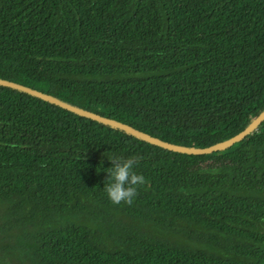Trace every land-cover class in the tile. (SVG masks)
Returning a JSON list of instances; mask_svg holds the SVG:
<instances>
[{
	"label": "trees",
	"instance_id": "trees-1",
	"mask_svg": "<svg viewBox=\"0 0 264 264\" xmlns=\"http://www.w3.org/2000/svg\"><path fill=\"white\" fill-rule=\"evenodd\" d=\"M0 79L211 147L264 111V0H0ZM0 264H264V122L189 155L0 85Z\"/></svg>",
	"mask_w": 264,
	"mask_h": 264
},
{
	"label": "water",
	"instance_id": "water-1",
	"mask_svg": "<svg viewBox=\"0 0 264 264\" xmlns=\"http://www.w3.org/2000/svg\"><path fill=\"white\" fill-rule=\"evenodd\" d=\"M0 85L4 87H9L12 89H16L18 91L28 93L34 97L40 98L46 102H49L51 104L57 105L63 109H66L70 112H73L77 115H80L82 117H86L89 119H92L94 121H97L99 123H102L104 125L110 126L115 129H120L124 132H126L129 135H132L136 137L137 139H140L142 141H145L147 143L156 145L158 147L173 151V152H178V153H183V154H189V155H210L214 152L218 151H225L228 148L234 146L237 143L242 142L245 138H247L249 135L254 133L260 125L264 122V111L255 119L252 120L251 124L245 128L241 133L238 135L223 141L221 143H217L211 147L207 148H196V147H186V146H180V145H175L166 141H163L159 138L153 137L149 134H146L144 132H141L132 126H129L127 124H124L120 121H117L115 119L105 117L87 110H84L80 107H77L75 105H72L70 103H67L65 101H62L54 96L48 95L46 93H43L41 91L35 90L33 88L24 86L19 83H15L12 81L0 79Z\"/></svg>",
	"mask_w": 264,
	"mask_h": 264
},
{
	"label": "clouds",
	"instance_id": "clouds-1",
	"mask_svg": "<svg viewBox=\"0 0 264 264\" xmlns=\"http://www.w3.org/2000/svg\"><path fill=\"white\" fill-rule=\"evenodd\" d=\"M109 161L114 166L107 169L108 178L103 190L113 204H131L137 196L138 187L146 183V178L134 171L135 161L133 158L124 160L114 157Z\"/></svg>",
	"mask_w": 264,
	"mask_h": 264
}]
</instances>
